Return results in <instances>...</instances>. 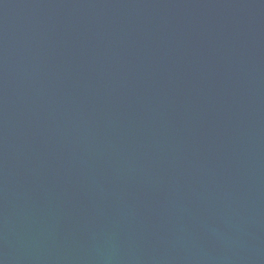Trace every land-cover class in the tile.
I'll return each instance as SVG.
<instances>
[{"label":"water","instance_id":"1","mask_svg":"<svg viewBox=\"0 0 264 264\" xmlns=\"http://www.w3.org/2000/svg\"><path fill=\"white\" fill-rule=\"evenodd\" d=\"M0 264H264V0H0Z\"/></svg>","mask_w":264,"mask_h":264}]
</instances>
